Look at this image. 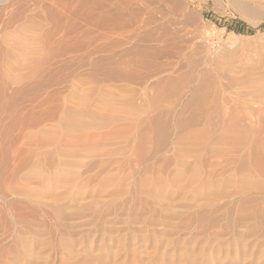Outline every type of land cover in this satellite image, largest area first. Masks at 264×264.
<instances>
[{"label": "rangeland", "instance_id": "obj_1", "mask_svg": "<svg viewBox=\"0 0 264 264\" xmlns=\"http://www.w3.org/2000/svg\"><path fill=\"white\" fill-rule=\"evenodd\" d=\"M261 26L264 0H0V250L16 216L45 220L15 193L17 164L54 145L48 136L75 132L70 119L98 122L78 133L126 135L148 131L155 113L170 126L193 114L184 140L199 132L211 146L264 147Z\"/></svg>", "mask_w": 264, "mask_h": 264}, {"label": "bare ground", "instance_id": "obj_2", "mask_svg": "<svg viewBox=\"0 0 264 264\" xmlns=\"http://www.w3.org/2000/svg\"><path fill=\"white\" fill-rule=\"evenodd\" d=\"M160 113L126 135L78 133L97 121L66 113L75 132L48 136L54 145L16 169L15 193L41 211L56 248L45 220L16 216L0 264H264V147L211 146L198 130L184 140L193 114L171 128Z\"/></svg>", "mask_w": 264, "mask_h": 264}, {"label": "trees", "instance_id": "obj_3", "mask_svg": "<svg viewBox=\"0 0 264 264\" xmlns=\"http://www.w3.org/2000/svg\"><path fill=\"white\" fill-rule=\"evenodd\" d=\"M264 27V26H261ZM235 31L240 32V31H244V28H236Z\"/></svg>", "mask_w": 264, "mask_h": 264}]
</instances>
